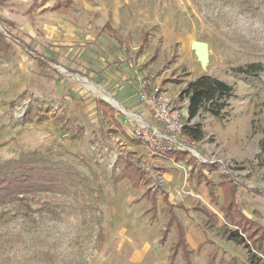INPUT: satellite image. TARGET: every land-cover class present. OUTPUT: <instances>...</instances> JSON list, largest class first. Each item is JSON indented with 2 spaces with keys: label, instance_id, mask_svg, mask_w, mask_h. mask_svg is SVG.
Here are the masks:
<instances>
[{
  "label": "rangeland",
  "instance_id": "rangeland-1",
  "mask_svg": "<svg viewBox=\"0 0 264 264\" xmlns=\"http://www.w3.org/2000/svg\"><path fill=\"white\" fill-rule=\"evenodd\" d=\"M31 1L0 4V19L13 22L39 48L64 44L75 57L89 55L90 45L71 42L66 30L76 23L80 27L75 25L73 36L77 28L88 31L90 16L79 0L69 15L29 17ZM47 1L46 6L54 2ZM96 4L103 13L114 10L116 24L131 48L136 47L141 30L149 31L143 54L132 64L135 81L139 77L147 84H159L176 97V104L185 110L184 124L201 134L199 140L188 141L199 159L181 152L184 158L176 160L133 144L137 125L122 106L121 110L112 104L127 139L110 134L108 125L95 116L94 100L102 97L87 85L93 80L67 71L62 77L47 76L17 44L0 43V163L38 152L76 171L74 185L65 182L57 189L31 192L23 201L0 205V264H132L129 259L141 245L161 261L178 230L163 228L164 195L188 209L174 211L190 245L202 244L192 254V264H250L242 246L220 236L223 221L210 197L215 194L223 203L218 186L224 177L238 185L242 212L252 217L258 210L264 218L260 148L264 0H96ZM195 41L208 46L204 67L191 49ZM94 52L98 53L92 48ZM253 64L261 70L250 76L236 72ZM201 75L225 82L232 93L218 116L204 106L189 119L188 101L180 93ZM131 164H137L138 171L130 169ZM209 182L214 183V193ZM254 188L263 195L250 193ZM195 204L215 212L217 224L194 212ZM167 229L171 232L161 246L160 231ZM173 264L181 261L177 258Z\"/></svg>",
  "mask_w": 264,
  "mask_h": 264
},
{
  "label": "crops",
  "instance_id": "crops-1",
  "mask_svg": "<svg viewBox=\"0 0 264 264\" xmlns=\"http://www.w3.org/2000/svg\"><path fill=\"white\" fill-rule=\"evenodd\" d=\"M8 0H5L7 2ZM35 0L31 1V4L28 7V15L29 17L33 14H39V15H46V14H54L57 16H66L69 15L70 11L75 5V0H70L71 5L68 7H63L60 5L57 9H52L54 3L57 0H54L53 4L51 6L47 5V0H45L44 3L37 6L34 10L31 9V6ZM81 4L83 5L84 10L86 11V14L90 16L87 21V27L88 31L84 33L82 30L77 28L76 30V36H73L75 34L76 26L79 24L74 23L69 24V26L72 28H66L71 33V42L72 41H78L79 45L85 46L90 45L89 55L85 56L84 54L78 53L77 57L73 56L69 52V48L66 47L67 45H61L59 48H53V47H37V42L34 40V38H31L29 35L19 32L17 26L8 20H3L7 22L12 28L15 30L17 37L25 44L31 52H27L19 43H12L17 44L18 47H20L22 52H26L34 61L36 64V68L39 72L42 74H45L47 76H57L62 77V73H65L66 71L69 73V75L77 74L78 76H81L83 78H86L88 80H93L94 85H101L106 91L107 94L111 97V99L116 102L119 106L128 108L132 112H138V105H136V81H135V70H133V65L137 61L138 58L142 54H139L137 56V50L139 49V46L141 45L142 37L144 31L147 33V39L150 40V34L147 30H141L140 36L136 42V47L131 48L129 44L127 43L126 35L122 34L118 28V25L116 24V17L114 10H106L105 13L102 12L101 7L96 4V0H79ZM4 2V3H5ZM41 1H37L38 4H40ZM3 4V3H2ZM40 9V10H39ZM39 10V11H38ZM32 19V18H30ZM1 20V19H0ZM33 22V21H31ZM1 28V27H0ZM1 32V31H0ZM3 33V32H2ZM84 41V42H83ZM82 42V43H81ZM4 43V42H2ZM96 49L97 54L94 52L91 53V49ZM38 56L44 63H46V66L40 67L37 65L34 58ZM60 68V70L64 72H59L57 68ZM118 86L120 89H118ZM103 101L106 105L112 107L114 109V106L102 98L101 100H94L93 106H94V112L95 116H97V119L101 122L108 125L109 133L110 134H120V136L126 138L127 133L123 127V123L121 121V116H118V114L115 112L111 114L110 112H106L103 117L98 116L97 114V102ZM115 121L119 122L122 125V130H120L116 124ZM127 139V138H126ZM255 189V188H254ZM253 190V189H250ZM253 195H258L250 191ZM262 194V193H261ZM262 196V195H260ZM161 201L164 205L165 212L167 214L166 222L163 225L164 227L168 228H176V223L174 220H171V215L175 216L178 220V222L182 225L183 228V240L184 244L186 246V251L188 252V255H183L182 251L180 249L175 250L174 243L176 241L177 235L174 233V240L171 242V244L166 248V255L164 258L160 261L157 256H155L154 253H152L151 249L148 246L141 245L138 246V250L134 251L132 256L130 257V262L132 264H173L175 260L178 258L181 261V264H192L191 257L192 254L200 249L202 247V244H199L196 248H193L190 243L188 242L186 235H185V228L180 221L179 217L175 213V209L183 210L184 212H188V209L184 206L173 204L168 196L164 198L162 196ZM223 201V198H222ZM210 202L213 203L219 213L221 214V218L223 223L219 227V233L222 238L223 235L221 234L220 228L222 225L225 224L222 212L220 211L217 202V198L215 200L210 197ZM167 204L171 206V208L167 207ZM192 210L196 213H201L202 215L206 216L208 219L213 222L214 225L218 222V216L215 212H212L205 206H202L201 204H195L192 206ZM260 214L258 210H253ZM215 215L216 219H212L208 216V214ZM252 213V217H249L250 219H256L255 216ZM261 217V214H260ZM213 220V221H212ZM262 225H264V218L261 217L258 220ZM162 228V229H163ZM230 228V227H229ZM172 229V228H171ZM164 230L160 231V237L158 240L159 245L163 246L168 239V235L171 232L169 229L168 233L166 235H163ZM226 240V239H225ZM228 241V240H227ZM231 242V241H229ZM155 251V250H153Z\"/></svg>",
  "mask_w": 264,
  "mask_h": 264
},
{
  "label": "trees",
  "instance_id": "trees-1",
  "mask_svg": "<svg viewBox=\"0 0 264 264\" xmlns=\"http://www.w3.org/2000/svg\"><path fill=\"white\" fill-rule=\"evenodd\" d=\"M35 0L31 6L34 10L37 6L45 2L42 0L40 4ZM5 0H0V4ZM60 5L68 7L71 5L70 0H57L52 9H57ZM0 26L4 28V32L9 37L7 38L2 32H0V43L5 42V39L14 43H19L27 52L31 50L23 44V42L17 37L15 30L7 22L0 20ZM148 43L147 33L144 31L141 45L137 50V56L143 54L144 46ZM37 65L45 67L44 63L38 56L34 58ZM261 70L260 65H249L245 68H237L236 72L239 74L250 76L253 73H257ZM232 88L223 81L213 78L208 75H201L195 80L187 83L185 89L180 93V97L188 101V117L192 119L198 111L204 106H209L210 111L214 116H218L220 111L225 107V100L231 95ZM97 114L103 117L106 112L111 114L115 113V110L106 105L103 101L97 102ZM141 110L138 108L137 111ZM116 126L122 130V125L115 121ZM184 136L187 141H197L200 139L201 134L199 130H194L188 126H185ZM131 142L135 145H144L139 139H132ZM260 148L264 151V131L263 138L260 143ZM168 157H176L177 159H183L184 154L180 151H168L165 153ZM137 164H131L130 169L139 166ZM73 167L65 164L61 160H54L49 156H45L38 152H31L21 155L17 159H11L0 163V205L6 204L13 200L23 201L22 199L26 194L39 191H50L57 189L62 183L65 186L72 185L75 182V173ZM218 187H221L223 195V203L218 207L222 212V217L225 222L220 228L221 234L226 240L233 242L236 245H240L246 250L250 264H264V225L258 220L261 218L260 214L254 211V219L247 217L240 209L238 193V185L233 181L221 178ZM67 182L69 184H67ZM212 186L211 193H214V183L209 182ZM74 185V184H73ZM258 195L261 191L257 189L251 190ZM167 196L164 195V198ZM215 200V194L212 196ZM168 208H171L167 204ZM208 214V213H207ZM212 219H216L215 215L208 214ZM171 220L176 223V241L174 243L175 250L180 249L183 255L187 256L186 246L183 240V228L178 222L177 218L171 215ZM230 227V228H229ZM168 228V227H166ZM169 229L163 231V235L168 233Z\"/></svg>",
  "mask_w": 264,
  "mask_h": 264
},
{
  "label": "built area",
  "instance_id": "built-area-1",
  "mask_svg": "<svg viewBox=\"0 0 264 264\" xmlns=\"http://www.w3.org/2000/svg\"><path fill=\"white\" fill-rule=\"evenodd\" d=\"M3 34L9 38L6 33ZM135 89L141 110L132 112L124 109L137 125L135 138L152 148L156 154L164 155L173 150L199 159L196 149L185 139V110L176 104V97L161 85L147 84L139 77Z\"/></svg>",
  "mask_w": 264,
  "mask_h": 264
},
{
  "label": "water",
  "instance_id": "water-1",
  "mask_svg": "<svg viewBox=\"0 0 264 264\" xmlns=\"http://www.w3.org/2000/svg\"><path fill=\"white\" fill-rule=\"evenodd\" d=\"M191 49L194 51L200 65L204 67L208 62V46L204 42L195 41L191 44Z\"/></svg>",
  "mask_w": 264,
  "mask_h": 264
},
{
  "label": "bare ground",
  "instance_id": "bare-ground-1",
  "mask_svg": "<svg viewBox=\"0 0 264 264\" xmlns=\"http://www.w3.org/2000/svg\"><path fill=\"white\" fill-rule=\"evenodd\" d=\"M90 88H92L94 90V92L98 93L102 98L106 99L108 102H110L111 104H113L117 109H121V107L116 103L114 102L111 97L106 94L101 88L97 87L96 85L94 84H87ZM122 110V109H121ZM125 113L129 116H131L130 114H128L126 111ZM132 117V116H131Z\"/></svg>",
  "mask_w": 264,
  "mask_h": 264
}]
</instances>
